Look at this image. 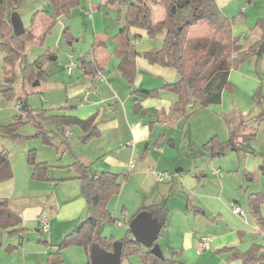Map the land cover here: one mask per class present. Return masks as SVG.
<instances>
[{
    "label": "rangeland",
    "instance_id": "obj_1",
    "mask_svg": "<svg viewBox=\"0 0 264 264\" xmlns=\"http://www.w3.org/2000/svg\"><path fill=\"white\" fill-rule=\"evenodd\" d=\"M125 1L128 0H116L113 4H107L104 0H77L65 12L53 15L51 0H20L16 8L13 10L9 9L6 12L9 18L12 12L17 13L23 26L32 25L33 32L37 35L43 32V28L48 24L49 20L54 19L49 30L44 33L41 39L25 43L24 58L21 61H17L14 65L15 77L12 82L11 91L6 95L1 91L4 84L2 77L4 51L0 48V127L7 126L13 121L20 119L15 125V136H6L0 133V148L8 152L13 177L16 179L14 195L20 192L31 195L35 193L37 195V193H40V188H49V191H45L44 193L46 197L50 196L49 192H51L52 188L61 194L62 183L71 180H74L71 182V185L74 186L77 183L79 186V181L75 180V174L72 176L74 178L55 179L54 181L50 177L52 175L60 176V174H64L66 166L68 164V166H71L70 164L73 162L72 160L76 153L89 152L93 145L100 147L102 141L113 133L110 130L105 132L104 136L96 135L84 141L81 138L82 132L79 127L75 124H69L68 131L71 134L68 137H64L69 140V145H67L61 135L62 127L57 118L48 116L37 122L34 114L40 109H48L52 112L51 114L63 111V107L65 106L63 104L67 101V95L70 91L68 88L76 80L78 71L77 68H73L71 72H68L67 65L69 61H77L83 56L87 58L91 57L93 35L96 34L99 37L108 38L107 50L109 57L106 59L107 66L111 70L117 68V61L113 53V35L121 26V19H123L122 9L124 8ZM163 12L164 10L161 7L154 8V20L161 18ZM224 12L228 14V17L236 16L231 23V33L233 36L238 37L239 42L243 46L258 38L260 29L256 25V22L259 17L264 15V0H230L228 9H225ZM65 28H67L69 35L64 34ZM129 34L131 37L130 31ZM0 41H2V38H0ZM154 45L158 46V48L162 45V39L160 40L159 36L139 37L135 42L136 49L149 48V46ZM48 52L49 55L47 54ZM35 60H39L41 64L42 78L40 80L37 79L39 78L37 70H33L29 65ZM139 61L141 62V60ZM144 62L146 63L145 60ZM137 64L139 65V63ZM24 65L25 69L23 70ZM104 66L106 67V64ZM104 66L101 68V71L103 76L106 77V74L103 73ZM164 68L176 74L173 68ZM119 79L122 81V84L117 90L121 88L124 92L123 86L125 85V80L121 77ZM35 80H38L40 83L32 85V82ZM144 80H154V77L150 73H145ZM87 90L88 92H86ZM94 92L95 90L91 87L84 88L82 96L87 97ZM257 98L261 99V101L258 102ZM23 102L27 104V110L21 109ZM17 104L18 107L16 106ZM262 109H264V56L258 59L250 56L231 68L228 84L222 91L219 103L199 106L198 103L193 101L186 107L185 113L187 116L182 114L181 119L178 120L177 124L181 128L175 134V143L168 145L163 157L164 164H167L171 156L178 155L181 159H186L187 157V161L197 158L200 169L196 171L197 167L193 163L190 166L185 165L183 167L184 176L188 182L187 186H195L188 192L185 188H182L183 192L181 194H179L180 192L176 193L175 199L182 198L185 201L186 194H189L191 202L195 203L198 199H201V196L198 194L202 190L214 193L215 197L212 201L215 207L208 210V219L205 218L201 225H197L198 230L211 234L213 228L224 231L232 228L240 229L245 230V234L247 233V240L253 236L256 242L263 241L257 232L253 217L249 213L246 199L248 192L261 188L264 184V175L258 168L259 163L264 159V115L258 122L251 120V117L259 115ZM74 110L77 109L74 108ZM224 113L230 114V116H233V119L242 117L246 122H250L248 123L249 125H253L251 127L254 129L255 135L248 141L249 149L242 152L226 150L224 154L215 158L220 159L224 166L218 164L212 165V162L206 161L202 163L200 161L205 160L203 156L194 157V150L197 144H199L198 148L200 150L202 143L215 134L221 140L227 139L228 128L222 115ZM174 115L178 116L176 113ZM38 123L40 127H38ZM45 129H48L49 138L52 140V143H47L43 140L39 131H44ZM90 140L93 141L91 144L89 143ZM165 143L166 140L164 142L163 139V144ZM30 151L34 153V160L36 162H43L46 165L47 179L32 177V164H30L28 158ZM95 166L98 165L94 164L91 167L93 171L94 168H97ZM243 166H246L255 175L252 182L242 181L243 176L241 171ZM215 168H220L222 175L229 174L222 192L221 187L216 186L214 188L212 183L214 181L212 179H215L217 176V174L211 173L212 169ZM236 168L239 169L236 171ZM26 169L30 170V177L32 178L28 185L23 180ZM164 169L159 171V174L163 172L171 174V178H165L164 181L173 182L175 177H177V175H174V169L169 170L168 167ZM204 172H206V176L204 177H208L207 184H205L206 182L199 183L197 179V176ZM129 175L127 177L123 174L119 175L122 187L118 193L112 195L106 202V207L117 219L113 222L102 221L101 234L108 232L111 235L110 232H112L115 238H118L128 231V222L138 206L139 195H141V193H137L135 181L131 179L129 182ZM234 175L239 176L242 183L235 182L230 185L229 180L234 179ZM48 180H51V187H47V185L41 183ZM59 182L61 184L58 185L57 183ZM245 186H247L246 189ZM177 189L180 190L181 187ZM232 205L240 206L242 213L234 212ZM85 216L86 210L82 213V218ZM118 220L121 221V224H117L116 221ZM167 220L168 223L165 228L161 229L156 243L165 256H170L169 245L172 244V241L176 242L173 239L178 240V236L180 235L178 231L180 230L182 220L176 210H169ZM207 230L209 231L207 232ZM45 233L47 232H42V237L46 235ZM163 234H167V237L162 236ZM209 249L204 250L202 255L193 252L194 258L187 264L218 263L220 260L216 261V259H211V257L207 258V255H214L216 253L212 245L211 249ZM173 256L176 257V254L174 253ZM221 257L226 260V253H223ZM176 258H178V255ZM226 262L230 264L229 261L226 260ZM122 264L143 263L138 254L133 253L124 257Z\"/></svg>",
    "mask_w": 264,
    "mask_h": 264
},
{
    "label": "trees",
    "instance_id": "obj_2",
    "mask_svg": "<svg viewBox=\"0 0 264 264\" xmlns=\"http://www.w3.org/2000/svg\"><path fill=\"white\" fill-rule=\"evenodd\" d=\"M77 0H51L53 15L65 12L68 7ZM124 1V0H122ZM20 0H0V48L4 51V65L2 77L4 80L2 93L9 94L14 80V65L24 58L25 43L39 40L49 30L53 20H49L43 28V32L37 35L33 32L32 25L24 27L23 32L14 35L8 10H13ZM107 4H113L116 0H104ZM161 7L164 16L154 20V8ZM123 19L119 30L113 35V53L117 57V68L121 76L130 87V93L138 102L141 98L160 97L161 89L168 90L175 95L172 111L179 116H187L186 107L191 102L199 106L216 104L221 101L223 89L228 84V76L232 67L247 57L254 56L257 59L264 56V15L257 19L256 25L260 29L258 38L246 46H243L238 37L231 33V23L236 16L228 17L218 8L215 0H128L124 3ZM51 17V15H50ZM131 28L144 30L149 37L162 36V45L159 48L147 50L142 53L149 62L162 66L171 67L175 70L177 78L165 83L162 87L133 88L132 84L136 74L135 58L138 52L133 49L129 31ZM67 33V28L64 34ZM103 37L94 35L91 44L93 63H87L83 68L85 72L101 70L103 64L95 59L96 52L103 46ZM49 55V52L47 53ZM82 68L85 63L83 57L78 59ZM93 64V65H92ZM27 65V64H25ZM23 66V70L25 69ZM33 70L39 73L37 78L42 77L40 61L35 60L29 64ZM35 70V71H36ZM258 97V95H257ZM258 102L261 99L257 98ZM48 109H40L34 115L36 121L46 117L57 118L64 129L69 124L77 125L81 132L82 140L96 136L99 132L95 115L86 118L76 116H63V114H51ZM228 128V137L221 140L216 134L209 137L201 145L202 153L210 157H218L226 150L240 152L248 150V141L255 135L250 122L239 117L233 119L230 114H222ZM264 109L259 115L251 117L253 121L263 118ZM20 120V119H18ZM18 120L7 126H1V134L15 136V125ZM38 127L40 124L38 123ZM45 131V132H44ZM39 131L47 143H52L48 130ZM253 151V150H252ZM29 162L32 164V177L47 179V169L43 162L34 160L32 151L28 154ZM71 167L75 171L74 177L80 181V192L85 199L89 214L62 239L55 243L54 250L47 251L46 264H58L61 250L71 246H82L87 254L86 264H90L89 248L94 242L105 250H112L114 237L112 235H101L99 228L102 221H115L117 218L106 207L107 200L118 193L122 184L118 174L109 170H100L89 173L88 165L82 161L72 162ZM259 169L264 175V159L259 163ZM13 175L9 161L8 152L0 148V182L10 179ZM247 180H251L253 173L245 170L243 172ZM248 210L257 227V232L262 242H252L247 248L240 250L237 247H223L221 251L226 253V260L237 261L236 264H260L264 260V185L256 192L247 196ZM141 209L150 211L162 226L165 224L166 209L161 205H149ZM0 229L9 234H18L22 240L24 231L23 221L20 214L15 211L6 197H0ZM127 231L121 238V260L133 253L138 254L143 264H184L174 259V250L169 249L170 256L162 257L151 253L149 247H145L135 241Z\"/></svg>",
    "mask_w": 264,
    "mask_h": 264
},
{
    "label": "crops",
    "instance_id": "obj_3",
    "mask_svg": "<svg viewBox=\"0 0 264 264\" xmlns=\"http://www.w3.org/2000/svg\"><path fill=\"white\" fill-rule=\"evenodd\" d=\"M215 2L220 11L227 16L228 14L224 11L228 9L230 0H215ZM130 33L132 47L138 52L135 58L136 74L132 87L160 88L165 83L174 81L177 78V74L167 71V69L164 68L167 66L163 67L159 64L149 63L142 55L144 51L158 48V46H156L158 44L149 46V48L136 49V40L139 37H148V35L144 30L138 28H131ZM65 35L69 34L65 33ZM158 36L161 40L162 36ZM107 41L108 38L104 39L103 46H101L95 54L97 62L103 65L106 64V67L104 66L103 68V73L106 74L104 80L98 81L91 72L89 73L83 70L85 66H88L86 65L87 63L94 62L92 55L88 58L83 56L86 61L82 68H77L76 80H74L68 88L70 89L67 95L69 99L67 98V101L63 104L65 105L63 111L57 113L63 114V116H76L78 118H86L90 115H95V121L99 129L97 135L104 136L103 134L110 130L113 133H111L110 137L102 141L100 147L93 145L89 152L76 153L72 161L79 160L87 164L89 173L93 171L91 169L92 165L97 164L98 166H95L97 168H94L93 172L109 170L117 173L118 178L121 174L125 177L130 174L129 182L133 179L136 183L137 193H141V195H139L140 199L138 206L131 217L140 210H146L141 209L146 206H164L166 209L165 224L164 226L161 225L160 232L168 223L169 210H176L182 220V224L178 231L180 233L178 240L173 239L176 242L172 241V244L169 245V249L171 248L174 250L176 257L178 255V258L173 256L177 261L183 262L184 264L190 263L194 258L192 253H197L196 248L199 237L201 235H209L211 237L212 248L217 254L207 255V258L211 257V259H216V261L220 260L216 264H228L226 260L221 257L224 253L221 251L222 248L233 246L243 250L256 240H254L255 237L251 236L247 240V233L245 234V230L234 228L227 231L215 230L213 228L211 234H207L203 230H198L197 225H201L205 218L208 219V210L215 207L212 203L215 199L214 193H210L208 190L200 191L198 195L201 196V199H198L195 203L191 202L189 194H186L185 201L182 198L175 199L177 196L176 193L180 192L179 194H181L183 192L182 188H185L188 192L195 186H187L188 182L184 176L183 167H185V165L190 166L193 163V165L197 167L196 171H198L200 168L197 158L187 161V157L186 159H181L178 155H174L171 156L172 160H168L167 164H164L165 161H163L168 145H173L175 143V134L179 128H181L180 125L177 124L181 116H176L172 112V104L175 100V95L168 90L161 89L160 97L141 98L137 102L130 93L131 88L128 87L126 81H124L125 85L123 86L124 92L121 88L117 90L122 84L119 78L123 77L118 68L111 70L107 66L106 59L109 57ZM114 57L117 61L115 54ZM139 60H141V62ZM137 63H139V65ZM145 73L153 75L154 80H144ZM90 87L93 88L95 92L87 97L82 96L83 89ZM74 108L77 110H74ZM68 127L69 126H66L64 129L61 128V135L67 145H69V140L64 137H68L71 134H65V131H68ZM163 139L164 142L166 140V143H168L167 145L166 143L163 144ZM91 142L93 141L90 140L89 143L91 144ZM104 142L106 143L104 144ZM198 145L199 144L196 145L194 150V157L203 156L205 158V160H201L200 162L204 163L206 161L212 162V165L218 164L224 166L220 159H215L216 157L212 158L202 153L201 146L199 150ZM242 151L246 150H241L240 152ZM131 160H134V167L131 171H128L129 164L127 163ZM67 166L64 174H60V176L52 175L50 179L54 181L55 179L74 178L72 177L75 174L74 169L71 166H68L69 168ZM166 167H168L169 170L174 169V175H177L173 182L158 179L159 171H162L163 168L166 169ZM239 168H236V171ZM71 169H73L72 172ZM245 170L248 169L246 166H243L241 171L243 176L242 181L244 182V180H246L252 182L255 175H253L251 180H247L243 175ZM260 172L262 173V171ZM211 173L217 174L215 179H212L214 180L212 182L214 188H216V186L221 187L222 192L224 183L229 174L222 175L220 168L212 169ZM204 176H206V172L197 176L199 183H208V177ZM30 179H32L30 177V170L26 169L23 180L28 185L30 184L29 182H31ZM51 180L41 183L47 185V187H51ZM75 180L78 179L75 178ZM73 181L74 180L65 181V183H62L63 187L61 189V194L59 191L50 188L51 192H49V197H46V194H44L45 191H49V188H40V193H37V195L35 193L32 195L25 194V192L14 195L16 179H14L13 175L10 179L0 182V197L9 199L11 207L20 214L25 228L21 236L22 240L19 239L20 236L18 234H9L6 230L0 229V264H46L47 251L54 250L53 245L59 242L66 233L71 231L80 220L83 219L82 213H84L85 210L86 216L89 214L85 199L80 192V181L78 180L79 186L77 183L74 186L71 185ZM235 182L242 183L240 182V177H237V175H234V179L229 180V184L232 185ZM57 184L59 185L61 182ZM178 187H181V191L177 189ZM246 188L247 186H245V189ZM261 188L253 189L247 193V196L249 193L256 192ZM261 209L262 212H264V208L261 207ZM41 212L48 215L49 221V230L45 233L46 235L44 237L41 235L42 231L39 229L38 224V215ZM218 215H220V213H218ZM100 228L99 233L101 234ZM208 231L209 230H207V232ZM110 233L114 237V240H120L122 237L115 238L114 234L112 232ZM128 234L132 237L130 232ZM101 235L110 236L108 232L102 233ZM166 235L167 234H163L162 236L167 237ZM202 252L198 255H202ZM60 259L58 264H86L87 254L82 246L71 245L61 250ZM123 259L124 258H122V260ZM236 263L237 261L230 262V264Z\"/></svg>",
    "mask_w": 264,
    "mask_h": 264
},
{
    "label": "water",
    "instance_id": "obj_4",
    "mask_svg": "<svg viewBox=\"0 0 264 264\" xmlns=\"http://www.w3.org/2000/svg\"><path fill=\"white\" fill-rule=\"evenodd\" d=\"M9 20L14 35H19L23 32L24 26L17 13L12 12ZM38 83V80H35L32 85H37ZM27 108V104L23 102L21 109L27 110ZM160 228L161 223L148 210H140L128 222V229L132 238L143 246L149 247L154 255L162 257V251L156 243ZM120 254L121 241L119 239L114 240L110 251L105 250L94 242L89 248L90 264H121Z\"/></svg>",
    "mask_w": 264,
    "mask_h": 264
},
{
    "label": "built area",
    "instance_id": "obj_5",
    "mask_svg": "<svg viewBox=\"0 0 264 264\" xmlns=\"http://www.w3.org/2000/svg\"><path fill=\"white\" fill-rule=\"evenodd\" d=\"M79 61H69L68 65H67V70L68 72H71L73 68H78L79 66ZM93 76L98 79V80H104V76L102 74L101 70H97L94 72ZM89 90V89H88ZM88 90L86 92H88ZM18 107V104L16 105ZM71 132L69 131H65L66 135H69ZM134 167V162L133 160L130 161L129 165H128V170H131ZM171 174L169 173H160L158 176L159 180H163L165 178H171ZM232 210L236 213H242V209L240 208V206L238 205H232ZM117 224H121V221H116ZM38 224H39V229L42 232H47L49 230V221H48V215L44 212H41L38 215ZM211 245V237L209 235H201L198 239V245L196 248V252L197 254H200L202 251L210 248ZM27 264V263H25ZM260 264H264V260L260 263Z\"/></svg>",
    "mask_w": 264,
    "mask_h": 264
}]
</instances>
